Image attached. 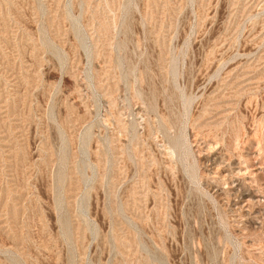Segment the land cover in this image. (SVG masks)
I'll return each mask as SVG.
<instances>
[{"label": "rangeland", "instance_id": "374dc122", "mask_svg": "<svg viewBox=\"0 0 264 264\" xmlns=\"http://www.w3.org/2000/svg\"><path fill=\"white\" fill-rule=\"evenodd\" d=\"M0 264H264V0H0Z\"/></svg>", "mask_w": 264, "mask_h": 264}]
</instances>
